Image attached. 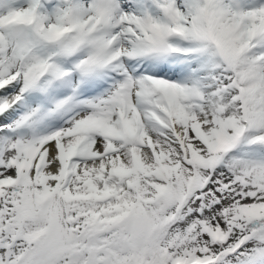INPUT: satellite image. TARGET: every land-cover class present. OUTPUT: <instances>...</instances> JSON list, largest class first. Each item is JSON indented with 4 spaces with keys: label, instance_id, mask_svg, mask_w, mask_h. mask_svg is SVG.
I'll return each mask as SVG.
<instances>
[{
    "label": "snow or ice",
    "instance_id": "snow-or-ice-1",
    "mask_svg": "<svg viewBox=\"0 0 264 264\" xmlns=\"http://www.w3.org/2000/svg\"><path fill=\"white\" fill-rule=\"evenodd\" d=\"M0 264H264V0H0Z\"/></svg>",
    "mask_w": 264,
    "mask_h": 264
}]
</instances>
